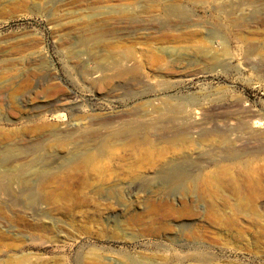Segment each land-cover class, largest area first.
<instances>
[{
  "label": "rangeland",
  "instance_id": "rangeland-1",
  "mask_svg": "<svg viewBox=\"0 0 264 264\" xmlns=\"http://www.w3.org/2000/svg\"><path fill=\"white\" fill-rule=\"evenodd\" d=\"M0 264H264V0H0Z\"/></svg>",
  "mask_w": 264,
  "mask_h": 264
},
{
  "label": "bare ground",
  "instance_id": "bare-ground-1",
  "mask_svg": "<svg viewBox=\"0 0 264 264\" xmlns=\"http://www.w3.org/2000/svg\"><path fill=\"white\" fill-rule=\"evenodd\" d=\"M189 115H193L192 111H190ZM260 127H261V122L260 121H252V122H250L251 131L256 132L257 130H259Z\"/></svg>",
  "mask_w": 264,
  "mask_h": 264
}]
</instances>
